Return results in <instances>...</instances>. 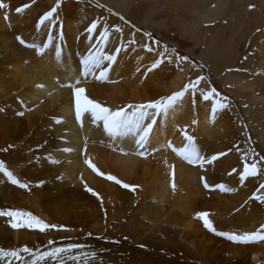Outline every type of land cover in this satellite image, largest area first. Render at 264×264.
Returning <instances> with one entry per match:
<instances>
[{
    "label": "bare ground",
    "instance_id": "1",
    "mask_svg": "<svg viewBox=\"0 0 264 264\" xmlns=\"http://www.w3.org/2000/svg\"><path fill=\"white\" fill-rule=\"evenodd\" d=\"M0 2L9 6L0 8V155H6L2 161L8 169L29 185L21 188L0 172V196L11 195L15 203L10 205L11 197L0 200L7 201L2 211L30 212L57 225L58 232L49 229L47 241L100 238L117 223L127 226L134 219L143 221L142 233L173 232L174 241L182 244L180 252L143 251L138 260L145 264H264V241H229L196 217L208 212L217 232L251 233L264 226V203L254 198L264 195V162L259 164L260 174L241 180L245 157L250 163L264 156L262 148L257 158L246 151L257 146L255 132L264 148V0H60L51 20L39 27L41 17L58 0ZM105 27L110 33L106 45L101 36ZM18 36L40 46L51 36L52 43L40 55L21 44ZM165 45L175 53L164 52ZM116 48L121 51L107 80L82 76L81 61L89 51L99 49L107 55ZM162 53L164 62L149 72ZM108 65L105 60L102 67ZM200 76L206 79L194 97L189 91L166 115L155 116L144 149L132 136L110 137L102 121L90 114L81 125L74 90L62 87L80 79L78 86L89 98L116 110L170 96ZM212 88L220 94L214 99L226 97L222 102L228 104L217 110L214 122V99L206 101L201 94ZM148 111L146 123L154 112ZM185 132L196 138L206 159L226 154L203 167L189 164L167 147L171 142L182 148ZM138 151L146 155H136ZM86 159L105 175L93 171ZM220 184L236 190L222 191L216 187ZM24 228H13L14 240L23 244L31 239L27 241L31 236L22 232ZM33 237L31 242L40 241ZM144 239L139 237L133 249L141 250Z\"/></svg>",
    "mask_w": 264,
    "mask_h": 264
},
{
    "label": "snow or ice",
    "instance_id": "2",
    "mask_svg": "<svg viewBox=\"0 0 264 264\" xmlns=\"http://www.w3.org/2000/svg\"><path fill=\"white\" fill-rule=\"evenodd\" d=\"M9 6L5 3L0 2V8H8ZM27 7V5L25 6ZM60 7V0H58L56 6H54L49 12L45 13L43 17H41L38 27L43 25L45 21L51 20L53 15L57 12V9ZM254 7V6H253ZM23 9H17L18 12L22 11ZM7 18V17H6ZM121 19H124L121 17ZM54 23V21H53ZM99 21L94 22L88 31L91 33L96 30ZM116 31L119 32L121 29L119 27L116 28ZM109 31L108 28L105 27L102 36L103 44L106 45L108 38H109ZM149 37H151V33H146ZM62 38V37H61ZM21 44H24L26 47L35 48L37 49L40 55L45 53V50L51 45L52 39L51 36L49 37L48 43L44 44L43 46L33 44H26L22 37H17ZM135 41H131L134 43ZM97 43H101L98 41ZM159 44V41L156 42ZM123 47V46H122ZM147 47V46H146ZM121 48H116L114 54H107L105 55L99 49L95 52L89 51L88 54L82 59L83 65V72L82 76L87 78L90 74L96 76L97 79L101 81H105L108 79V73L110 71L111 65L115 64L117 61V56ZM148 51H152L151 47H148ZM175 53V49L169 50L168 46H164V52ZM56 56L59 59L61 56V52L57 50ZM179 60L187 61L188 57L178 56ZM108 61L109 65L107 67H102L104 61ZM164 62L163 60V53L161 54V58L158 59L156 62L152 64V66L148 69V71H152L155 68H158L160 64ZM100 69L98 76L96 75V70ZM206 78L203 76L198 77L195 81L186 84L181 90L172 93L170 96L163 97L156 101L148 102L147 104H129L126 108H119L116 110H112L103 104L91 99L86 94V89L84 87H80L78 85L81 84V80L77 79L75 83L72 84H65L62 87H69L74 90V102H75V114L77 120L83 124V117L85 114H90L91 118L94 121H102L103 128L107 132L110 137L114 138H125L128 136H132L135 140V143L139 146L140 149H144L145 146L149 142L150 134L153 130V126L156 123L155 116L164 113L165 115L168 113L170 109H174L176 104L181 101L185 94L191 91L193 97L196 93V88L200 84L202 80ZM38 87H43V85H38ZM203 95L204 100H209L210 98L214 99V96H219L220 94L217 92L215 88H212L209 92L201 93ZM226 97H222L221 99H214V106L212 108V115L211 120L214 122L216 119V113L218 109H225L228 107L227 103L222 102L225 100ZM195 102V101H193ZM129 109L131 111H129ZM149 109L154 110L152 113L150 122L146 123L149 120ZM20 115H24L23 112ZM59 123V121H57ZM193 124H196L197 121L193 120ZM187 143L182 148H175L168 142L167 147H171L173 151H175L179 156H181L184 160H186L189 164H199L201 167L205 163H212L219 156H223L226 153H219L217 155H213L210 159H206L202 154L201 151L196 143V138L192 135L184 133ZM70 150V149H69ZM157 151L159 149H156ZM123 151V149H121ZM136 155L145 156L146 152L138 151ZM258 153L253 152V157L258 156ZM264 162V156H261L259 160L253 159L252 162H248L247 157H245V163L243 166V172L241 174V180L247 179L250 176H257L261 172V168L259 164ZM86 163H88L89 167L97 172L98 175L104 176L105 174L101 172L97 166L91 162V160L86 159ZM170 168L174 169L173 165H169ZM235 171V170H233ZM0 172H2L5 176L8 177L9 180L13 184L18 185L21 188L27 189L29 185L27 183H22L17 176L13 173V171L9 170L4 161H0ZM106 178L110 181H114L117 184H121L124 188H130L132 191L136 190V186L129 185L127 183H123L117 177L113 175H107ZM205 188H209L210 185L205 180L204 183ZM222 191H235L236 189L228 188L223 184L216 185ZM175 188V185H173ZM261 189H264V183L260 185ZM89 192H92L93 195L99 196L98 193L94 192L93 189L88 188ZM255 199L264 203V195H255ZM102 199V198H101ZM0 215H6L11 217V226L13 228H31V229H38L41 232L48 230L49 228H57V225L48 224L44 222L39 217L33 215L30 212H23V211H0ZM210 214L208 212H198L196 217L201 219L204 223V226L212 231L215 232L219 236L226 237L229 241L238 243V244H249L258 241H264V226H261V229H258L255 232H244L242 234H237L233 232H217L216 228L211 219H209ZM83 245L80 244H69L67 247H54L49 251H45L43 253L34 252L32 249L28 247H23L20 250H5L0 249V258H7V257H14L17 259H23L21 256V252L28 253L30 256L34 257L32 259L31 264H41L43 261H47L49 259L57 261L58 264H65V262L61 259V256H68L69 259L72 261H81V264H91V260H94L97 253L96 252H84L81 256L71 255L74 250L83 248Z\"/></svg>",
    "mask_w": 264,
    "mask_h": 264
},
{
    "label": "rangeland",
    "instance_id": "3",
    "mask_svg": "<svg viewBox=\"0 0 264 264\" xmlns=\"http://www.w3.org/2000/svg\"><path fill=\"white\" fill-rule=\"evenodd\" d=\"M163 34L165 37H171V34H169V33L163 32ZM213 80H214L213 82L216 84V82H217L216 79L213 78ZM220 88H219V90H220ZM244 112L241 111V113H244ZM257 127H258V125H257ZM259 137H260L259 133L255 132L254 142H255V144H257L256 148H253L252 150L250 148L246 149V151H249V153L251 152L252 156H253V154H252L253 152L259 153L261 148L264 149L261 141L259 140ZM5 156L3 157L0 155V157H1L0 161H2L4 158L6 159ZM255 158H257V156H255ZM12 190L14 193H17V194H21V192H22V191L18 192L17 190H14V189H12ZM4 196H6V195H4ZM4 196H0V200H2V199L5 200L6 198L11 197V195L6 197V198ZM11 198H10V200H11ZM12 201H13V198H12ZM12 201H10L11 204L9 203L11 206L15 205L14 201L13 202ZM6 202L0 201V208L7 205ZM12 209H14V208H9L8 210H12ZM3 220H5V221H3ZM11 220H12V218L8 217L6 215L5 216L3 215V217L2 216L0 217V249L20 250L26 246V247L32 249L34 252L43 253L45 251H49L50 249H52L54 247H67L69 244L75 243V244L83 245L84 247L81 249L74 250L72 253H69V256H71V255L81 256L82 253H84V252H93L94 251L97 253V255H96L94 260H91V264H145V263H142L140 260H138V256L140 257L142 254L141 252H143V251L149 252V254L151 253L152 255H154L156 253L159 254V252H158L159 250H162L163 252L164 251L172 252V250L180 252V248L182 246V244H180L179 241H177V242L174 241L173 238H175L176 235H174L173 232H171L169 230H160L157 233H151V234L147 233V231L145 233H142L144 231L143 230L144 228H141V224H143V221L138 220L141 223V224H139L137 221H135V219L131 224H129L127 226L126 225H120L122 223H120V224L117 223L112 228V230H110L108 235L106 234L100 238L85 235L86 237L75 239V240H64V239L58 240L57 239V240L47 241L46 237L49 236V234H52V232H51L52 230H49L50 228L44 232H41L38 229L24 228L22 230V232H26L29 236H31V237H28L27 241L30 238L32 239L33 236L37 237V238L38 237L39 238L41 237V238H40V241H37L35 239L37 242H35V241L31 242L30 241L31 239H30L29 242H27L28 244L27 243L23 244L21 242L20 243L17 242L18 240L17 241L14 240L15 235L13 234L14 230H13V227L11 226ZM116 227H117V229H115ZM147 228H148V226L145 228V230ZM57 230H58V228L57 229L55 228V231L54 230L53 231L58 232ZM148 231L150 232V230H148ZM110 233H111V235H110ZM112 234H114V236ZM146 234H147V236H145ZM138 235L140 238H145V239H144V242L142 243L144 246H142L141 250L136 251L133 249V245H136L137 243H139ZM142 236H145V237H142ZM116 237H119V239ZM137 237H138V239H137ZM168 237H170L172 239H170ZM155 238H158L160 240L155 239ZM12 239H13V241H12ZM137 240H138V242H137ZM43 241H45V242H43ZM12 242L13 243L15 242L16 244L15 243L13 244ZM34 243H36V245ZM15 246H17V247H15ZM169 247H171V248H169ZM174 247H175V249H174ZM21 256L23 257V259H17L14 257L0 258V264H31L32 259H34V257L30 256L28 253L21 252ZM61 259L65 262V264H81V261L78 260V261L74 262L71 259H69L68 256L62 255ZM41 264H58V262L49 259L47 261L41 262Z\"/></svg>",
    "mask_w": 264,
    "mask_h": 264
}]
</instances>
